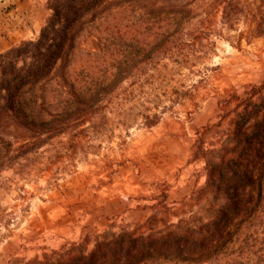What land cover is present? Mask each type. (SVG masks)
<instances>
[{
    "label": "trees",
    "instance_id": "trees-1",
    "mask_svg": "<svg viewBox=\"0 0 264 264\" xmlns=\"http://www.w3.org/2000/svg\"><path fill=\"white\" fill-rule=\"evenodd\" d=\"M50 7L37 40L0 56V172L45 146L86 145L81 140L102 120L126 131L135 121L151 128L175 103L192 98L198 107L192 89L205 77L155 95V103L144 95L184 72L208 71L219 40L241 48L264 39V0H54ZM163 98L171 105L162 107ZM219 105L227 140L211 151L199 140L194 153L205 161L207 180L194 195L211 197L207 220L155 229L154 217L150 232L104 235L88 253L73 247L29 264H264V83L245 96L228 91Z\"/></svg>",
    "mask_w": 264,
    "mask_h": 264
},
{
    "label": "rangeland",
    "instance_id": "rangeland-1",
    "mask_svg": "<svg viewBox=\"0 0 264 264\" xmlns=\"http://www.w3.org/2000/svg\"><path fill=\"white\" fill-rule=\"evenodd\" d=\"M12 1L0 0V56L37 40L41 33L33 31L43 29L53 14H37L32 0ZM20 4H26L25 11ZM207 65L209 70L201 75L184 72L171 84L147 88L144 95L145 101L155 103V95L183 83L190 87L205 77L192 89L198 107L192 98L175 103L151 128L135 121L126 131L102 120L91 139L81 140L86 145L73 150L45 146L22 159L17 170L1 171L0 264H29L73 247L88 253L104 235L150 232L148 222L154 217L155 229L180 220H207L211 197L200 200L194 195L207 180L205 161L194 153L199 140L211 151L228 138L221 98L228 91L245 96L249 85L264 83V39L244 42L241 48L219 40ZM1 74L0 67V79ZM165 105H171L167 98L161 102Z\"/></svg>",
    "mask_w": 264,
    "mask_h": 264
},
{
    "label": "crops",
    "instance_id": "crops-1",
    "mask_svg": "<svg viewBox=\"0 0 264 264\" xmlns=\"http://www.w3.org/2000/svg\"><path fill=\"white\" fill-rule=\"evenodd\" d=\"M12 1V0H11ZM49 0H32V2H33V8L37 11V14H38V12L39 11H41V10H43V11H51L52 9H50V8H48V7H50V6H48L46 3L48 2ZM12 2H14V3H19V1L18 0H13ZM26 5V4H25ZM25 5H23V4H20V7H22L23 8V10L25 11V9H24V6ZM41 30H42V28L40 27L39 29H37L36 31H33V33L32 34H39V33H41ZM27 32H28V30H27ZM22 33H24V32H22ZM2 42H4V41H2ZM5 44L6 43H2V46L4 47L5 46Z\"/></svg>",
    "mask_w": 264,
    "mask_h": 264
}]
</instances>
